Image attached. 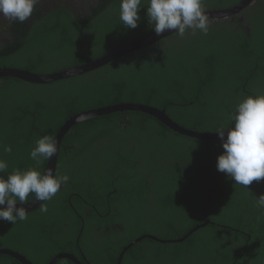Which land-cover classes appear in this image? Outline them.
I'll list each match as a JSON object with an SVG mask.
<instances>
[{"label": "trees", "instance_id": "1", "mask_svg": "<svg viewBox=\"0 0 264 264\" xmlns=\"http://www.w3.org/2000/svg\"><path fill=\"white\" fill-rule=\"evenodd\" d=\"M120 2L91 0L76 12L43 10L23 23L10 22L1 37L0 69L57 74L155 33L148 0H142L134 29L121 21ZM240 2L202 0V6L213 11ZM209 21L207 34L176 32L73 78L49 84L1 79L0 158L8 168L0 175L29 168L44 174L47 159L37 164L29 155L38 138H54L77 114L121 103L163 110L199 133L228 131L238 103L264 94V0H254L238 17ZM223 151L221 140L181 136L142 113L79 122L63 136L56 159L54 175L66 174L69 181L26 220H0V249L33 264L62 253L117 264L119 253L140 237L175 241L209 220L180 243L142 239L121 264H264V209L255 206L264 179L248 188L235 183L217 170ZM34 197L30 193L25 204ZM0 261L18 264L5 255Z\"/></svg>", "mask_w": 264, "mask_h": 264}, {"label": "clouds", "instance_id": "2", "mask_svg": "<svg viewBox=\"0 0 264 264\" xmlns=\"http://www.w3.org/2000/svg\"><path fill=\"white\" fill-rule=\"evenodd\" d=\"M38 0H0V15L10 21L23 23L28 20ZM142 0H121L120 19L130 28H136L140 20L139 9ZM147 17L157 35L166 30H175L183 36L187 30L193 34L200 31L207 34L210 21L202 6V0H148ZM234 125L227 131H218L224 149L217 158V170L230 176L235 183L248 188L253 181L264 179V94L248 96L236 106L231 117ZM4 152H11V146H4ZM57 153V142L44 135L37 139L29 155L37 164L41 158L50 159ZM8 163L0 158V173ZM68 175H53L51 169L41 174L36 168L26 171L14 169L5 178L0 175V220L15 224L27 217L24 205L29 194L36 200L49 201L69 181ZM255 206L264 209V194L256 197ZM47 212V207L41 208Z\"/></svg>", "mask_w": 264, "mask_h": 264}, {"label": "water", "instance_id": "3", "mask_svg": "<svg viewBox=\"0 0 264 264\" xmlns=\"http://www.w3.org/2000/svg\"><path fill=\"white\" fill-rule=\"evenodd\" d=\"M254 0H241L240 3L233 5L232 7L228 9H221V10H213V11H205V13L208 16L209 20H223V19H231L232 17H238V15L245 9L252 5ZM176 33L175 30H166L164 33L157 35L156 33L138 41L135 43H132L130 45H127L121 49H118L94 62H91L86 65L77 66L75 68L69 69L67 71H63L57 74L52 75H37L30 73L28 71H22L17 69H11V68H5L0 69V80L4 78H10V79H17L21 80L23 82L31 83V84H49L55 81H61L69 78H73L76 76H80L89 72H92L94 70H97L123 56H126L134 51L140 50L142 48H145L153 43H156L160 41L161 39H164L172 34ZM122 112H137L142 113L144 115H148L150 117L155 118L157 121H159L161 124H163L165 127L170 129L176 134H179L181 136H185L188 138L200 140V141H220L219 135L217 134H206V133H199L193 130L185 129L176 123H174L171 119L167 117L165 112L163 110H158L156 108L145 106V105H139V104H132V103H121L114 106H108V107H102L95 110H90L86 112H82L80 114H77L76 116L70 118L63 126H61L54 137V139L57 142V153L54 154L50 159H47V163L44 169V174L48 172L49 169L52 170L53 175L55 173L56 168V159L58 154V149L60 142L63 138V136L79 122H83L86 120L94 119L97 117H101L104 115H109L113 113H122ZM227 136V131L225 132V137ZM44 201L36 200V197L27 204L24 205H17V207H25L27 213L36 210L40 205H42ZM211 224L209 220H205L201 225L196 226L193 228L190 232H188L185 237L175 240V241H159L157 239L152 238L151 236H143L126 246L118 256L117 264H121L122 258L124 254L130 249L132 246L140 242L142 239H151L158 241L159 243H180L183 242L187 237L192 235L195 231L206 227L207 225ZM5 255L12 259L17 260L21 264H31L29 263L25 258L21 257L19 254L6 250V249H0V256ZM68 259L72 261L75 264H80L77 262L72 256L69 255H60L53 259V261L50 264H54L56 261L60 259Z\"/></svg>", "mask_w": 264, "mask_h": 264}, {"label": "flooded vegetation", "instance_id": "4", "mask_svg": "<svg viewBox=\"0 0 264 264\" xmlns=\"http://www.w3.org/2000/svg\"><path fill=\"white\" fill-rule=\"evenodd\" d=\"M89 1L91 2V0H38V3L34 7L33 13L34 12H38V11H43V10H46L47 12H49L52 9H59V8H65V9H68V10H75V12H76L77 10H80L81 8L87 7L88 6L87 3ZM240 21H242V19ZM10 22H14V21H10L9 19L5 18L3 15H0V42H1V37L6 38L7 34L9 33V31H7V30L4 29V26L5 25H8ZM28 23L30 25H32V22H28ZM244 27H246V26H244ZM105 232H107V229H105ZM8 250H10V249H8ZM10 251H13V250H10ZM13 252L19 254L16 251H13ZM234 253H237V252H234ZM29 254H30V256L32 258L39 260L36 255L32 254L31 252H29ZM19 255L21 257L25 258L29 263H31V264L34 263V262L28 260L23 254H19ZM60 255H69V256H72L80 264H92V263H90L87 260V258L85 257V255H82L80 260L77 258V256H74L73 254L62 253V254H59L57 256H60ZM54 258H51V260L47 264H50L53 261ZM63 259H65V258H63ZM15 261L18 264H21L17 260H15ZM0 264H2L1 261H0ZM9 264H11V263L9 262ZM73 264H75V263H73ZM249 264H254V260H251Z\"/></svg>", "mask_w": 264, "mask_h": 264}]
</instances>
